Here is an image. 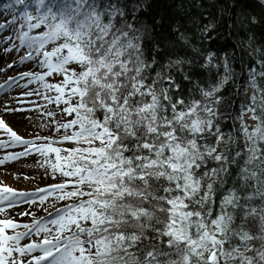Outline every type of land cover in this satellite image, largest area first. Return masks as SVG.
<instances>
[{
	"label": "snow or ice",
	"instance_id": "snow-or-ice-1",
	"mask_svg": "<svg viewBox=\"0 0 264 264\" xmlns=\"http://www.w3.org/2000/svg\"><path fill=\"white\" fill-rule=\"evenodd\" d=\"M2 7L13 14L0 32L22 21L19 45L11 46L17 52L26 47L20 63L36 60L44 69L20 73L18 79L28 77L25 86L41 82L42 98L57 106L63 102L61 111L75 116L56 123L57 131L65 130L58 141L25 139L0 119L12 145L26 146L6 154L0 165L35 152L53 175L73 178L34 191L0 184V212L20 203L43 206L49 197L80 199L48 218L21 213L34 216L30 224L0 219V264H264V51L259 46L249 54L259 67H249L244 81L245 90L253 89L251 102L241 101L233 117L221 109L224 86L230 80L239 86L235 57L218 55L210 46L212 23L200 29V46L179 34L195 56L162 62L157 21L150 23L146 15L150 0H9ZM195 68L208 71L206 85L194 78ZM53 74L63 79L48 82ZM178 74L190 82L187 93ZM249 113L256 121L251 127L244 121ZM229 119L239 121V129L233 123L225 131ZM65 141L76 146H55ZM41 234L39 241L21 244Z\"/></svg>",
	"mask_w": 264,
	"mask_h": 264
},
{
	"label": "trees",
	"instance_id": "trees-1",
	"mask_svg": "<svg viewBox=\"0 0 264 264\" xmlns=\"http://www.w3.org/2000/svg\"><path fill=\"white\" fill-rule=\"evenodd\" d=\"M150 3L151 8L146 15L150 23L157 21L154 25V36L156 42L161 46L157 57L162 62L168 56H195L196 53L193 49L179 39V34L181 32L185 33L190 38L192 45L200 46L202 43L200 29L209 23L214 25L211 31L214 39L210 46L217 51L218 55L219 53L227 52L230 56L235 57L232 67L235 69L239 85L238 87H234L233 81L230 80L224 86L222 94L226 97V106L222 107L221 111L229 113L233 117L239 115L241 101L250 103L253 93V89L249 87L251 89V93L248 95L249 99L245 97L247 90L244 88V81L247 78V70L249 67H259L253 56L249 54L254 53L258 46L264 51V7L254 0H150ZM253 17H255V21ZM250 39L251 44H249ZM147 43L150 45L151 42ZM149 51L151 52V48H149ZM220 72H223V67L220 68ZM55 75L60 80L63 79L61 75ZM211 75L214 80L218 78L215 69L212 70ZM193 76L194 78H200L201 83L207 84V70L195 68L193 69ZM178 78L184 86L185 93H187L188 88L191 87L190 82L184 81L179 74ZM72 102L75 103L76 100ZM53 104L51 111L55 115L49 116L50 120L45 127L50 128L52 135L61 137L65 130L61 128L57 131L56 123H63L74 118L75 113L68 115L61 111L65 107L63 102L59 106H56L55 102ZM253 122L254 124L256 123L254 120ZM233 123H235V128L239 129V121L229 119L224 122V130L228 131ZM71 131V129L68 130L69 134ZM235 135L240 138L241 146H243V135L239 131H236ZM68 142L64 148L76 146L73 142ZM54 158L55 154L52 153L53 161ZM37 171H43L48 181L73 179L71 177H64L59 172L53 175L51 167L47 166H40L37 168ZM236 171V166H233L232 177L229 178L230 183L235 177ZM83 198L87 199V197ZM78 199L80 198L65 200L54 198L50 207L57 203H65L66 205L77 203Z\"/></svg>",
	"mask_w": 264,
	"mask_h": 264
},
{
	"label": "bare ground",
	"instance_id": "bare-ground-1",
	"mask_svg": "<svg viewBox=\"0 0 264 264\" xmlns=\"http://www.w3.org/2000/svg\"><path fill=\"white\" fill-rule=\"evenodd\" d=\"M3 4L4 0H0V24L11 21L8 19V16L3 10ZM13 25L14 23L9 24L4 29V31L0 32V119H3V121L18 135L24 137L25 139H32L36 136L22 134V127H24L26 124L25 116L28 112V109L30 108L28 104L30 96L23 94L29 92L30 85H32L33 82L27 83V86H25L29 78L25 77L24 79L20 80L18 77L20 73L26 71L34 72L36 67L31 65L26 67V65L33 60H26L23 64L20 63L19 57L23 56L22 53L26 51V47L21 48L17 53H15V47H11L15 41L11 36L7 35V33L11 30ZM9 37H11V39H8ZM9 47H11V51L5 52V49ZM9 65H11V67H9ZM9 77L14 78L16 82L10 81ZM6 108L14 110L6 111ZM0 141L7 142L6 147H0V159H2L8 153L21 152L26 147L25 145H12L9 134L3 128H0ZM41 141L42 140H37L36 142L40 143ZM36 154L37 153L35 152H31L28 156H23L16 160L6 161L3 165H0V174L3 176H0V181L2 179H9L8 174L10 173L14 164H17L23 160L32 159L36 156ZM0 184L7 185L8 183L1 181ZM16 211L17 208L6 209L4 212H0V219H13L15 216L14 212ZM12 230L13 229H7L6 231L9 233ZM34 254L39 255V252L37 251Z\"/></svg>",
	"mask_w": 264,
	"mask_h": 264
},
{
	"label": "rangeland",
	"instance_id": "rangeland-1",
	"mask_svg": "<svg viewBox=\"0 0 264 264\" xmlns=\"http://www.w3.org/2000/svg\"><path fill=\"white\" fill-rule=\"evenodd\" d=\"M7 3H9V0H4V4H7ZM3 10H4L5 14L8 16V19L11 20V17L13 14L12 12H9L11 10H6L4 8H3ZM21 22L22 21L17 20L14 23V25L12 26L11 30L8 32L9 34L7 33V35L11 36L14 39L16 45H19V40L16 39V36H17V29L20 27ZM26 51H27V49H26ZM25 52H23L22 54L24 55ZM15 53H17L16 48H15ZM29 65L36 67L35 71H43L44 70V69H40L38 66H35V65H37L36 60L29 62L26 65V67ZM46 80H48V82H50V83H57V82L61 81L57 75L48 76V77H46ZM29 91H32L34 94L29 95L30 98H29L28 104H29L30 108L28 109V112L26 113V116H25L26 117V124L24 127H22V131H23L22 134L28 135V136H36V137H38V136L39 137H49L54 141L57 140L58 136L51 135L50 128L45 127V125L50 120L49 116L45 115V113L49 112V111L52 112L51 106H52L53 102L48 103L46 100H44L42 98L43 94L45 93V90L43 89L41 82L36 81L32 85H30ZM37 91L41 95H36L35 93ZM249 91H250V88H248L247 93H249ZM52 93L54 94V96L57 94L54 91H49V92H47V95L52 96ZM247 93H245V97L248 99ZM65 95H68V93L66 92ZM74 100H75V98H73V101ZM244 121L250 127L252 126V119L249 117L248 114L244 116ZM44 142H47V141L42 140L40 143H44ZM50 156H51V154H50ZM41 164H43V158L40 156L39 153H37L36 156L32 159L23 160L17 164H14L11 168L10 173L8 174L9 179H2L1 181L8 183L7 185H10L12 188H15V189L20 190V191H34L37 188H44L48 185H51L50 183H52L54 180L48 181V178H47V176L44 175L43 171L42 172L37 171V168L40 167ZM44 166L50 167V165H44ZM0 176H2V174H0ZM51 203H52V198H49L48 201H46L43 206H41L39 204V201H37L35 204H28L27 203V205L21 207V209L14 212L15 216L13 217V219L14 220H16V219L17 220H25V221L31 223L32 220L34 219L33 216L27 215V214L21 215V213H26V212L33 213L34 210L38 211L37 214L43 212L44 214H46L43 217L48 218L49 213H53V215H54V210L50 211V209H48V206ZM23 204H26V203H23ZM23 223L26 224V222H23ZM35 237L36 236L34 235L31 239H29L27 241V243H29L31 240H36ZM15 255H18V254H15ZM25 259H28V257H25Z\"/></svg>",
	"mask_w": 264,
	"mask_h": 264
},
{
	"label": "water",
	"instance_id": "water-1",
	"mask_svg": "<svg viewBox=\"0 0 264 264\" xmlns=\"http://www.w3.org/2000/svg\"><path fill=\"white\" fill-rule=\"evenodd\" d=\"M254 1H256L257 3H259L260 5L264 7V0H254Z\"/></svg>",
	"mask_w": 264,
	"mask_h": 264
}]
</instances>
